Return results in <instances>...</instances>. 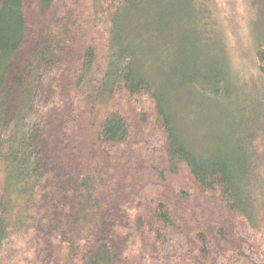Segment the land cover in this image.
Returning <instances> with one entry per match:
<instances>
[{"label":"trees","instance_id":"16d2710c","mask_svg":"<svg viewBox=\"0 0 264 264\" xmlns=\"http://www.w3.org/2000/svg\"><path fill=\"white\" fill-rule=\"evenodd\" d=\"M144 1L0 0V264H264V36L251 89L183 71L229 110L199 152L133 50Z\"/></svg>","mask_w":264,"mask_h":264},{"label":"rangeland","instance_id":"374dc122","mask_svg":"<svg viewBox=\"0 0 264 264\" xmlns=\"http://www.w3.org/2000/svg\"><path fill=\"white\" fill-rule=\"evenodd\" d=\"M131 35L133 50L143 54L139 63L193 147L226 151L229 110L179 81L193 66L198 72L217 66L251 89L259 80L255 53L264 36V0H145Z\"/></svg>","mask_w":264,"mask_h":264}]
</instances>
